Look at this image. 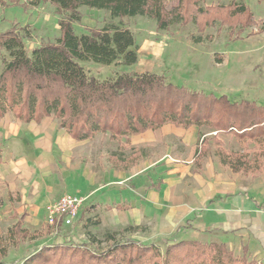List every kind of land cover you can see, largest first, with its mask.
<instances>
[{"label": "trees", "instance_id": "trees-1", "mask_svg": "<svg viewBox=\"0 0 264 264\" xmlns=\"http://www.w3.org/2000/svg\"><path fill=\"white\" fill-rule=\"evenodd\" d=\"M40 1L0 0V7L19 6L26 12ZM42 1L51 4L59 17L54 42L27 51L24 40L31 36L28 25L13 21L0 32V49L7 53V57L0 58V118L11 113L15 119L28 123L51 116L59 128L77 141L108 134L109 140L118 143V151L112 156L119 168H126L128 159L136 157L135 150L128 156L124 153L132 149L131 136L165 124L183 129L197 127V164L211 151L212 144L213 154L232 172L254 174L263 170L264 104L234 102L226 95L189 89L153 71L116 72L98 79L79 63L132 67L137 62L138 45L132 30L120 23L124 17L151 18L161 30L168 29L173 22L193 21L198 31L204 32L218 23L229 27L230 33L236 29V36H240L244 29L261 22L247 6L237 0L226 5L178 0L177 6L170 9L166 8V0ZM81 7L104 10L111 20L119 21H109L100 28L89 27L86 33L77 35L73 24L81 21ZM193 41L202 39L194 37ZM202 129L214 132L213 137L203 134ZM216 133L230 134L238 149H228ZM115 208L128 207L118 204ZM15 218L5 232L0 228V264L7 256L9 244L16 247L43 239L51 230L46 224L39 231H30L24 227V214ZM106 236L112 242L105 250H93L84 244L51 243L20 264H262L245 251L241 256L234 255L222 242L173 240L161 251L154 244L113 241L114 233Z\"/></svg>", "mask_w": 264, "mask_h": 264}, {"label": "crops", "instance_id": "crops-1", "mask_svg": "<svg viewBox=\"0 0 264 264\" xmlns=\"http://www.w3.org/2000/svg\"><path fill=\"white\" fill-rule=\"evenodd\" d=\"M143 41L132 66L138 73L150 71L140 62L142 56L162 52L159 44ZM198 131L197 127L183 129L165 124L133 135L129 141L132 149L124 153L128 156L135 150L136 157L128 159L126 168H119L112 156L118 151V143L109 140L108 134L77 141L51 116L24 123L8 113L0 118V139L5 140V150L12 157L7 160L2 156L0 163V216L2 210L8 209L12 216L39 217L50 202L71 193L83 199L81 206H102L108 213H122L131 224H139L147 212L162 219L185 218L187 229L179 232V240L222 242L234 255L241 256L245 251L264 264V168L254 174L234 173L213 154V145L197 164ZM165 136L193 146V153L187 165L173 168L176 173L171 193L163 197L160 192L156 196L149 190L141 193L150 165L143 147ZM103 138L105 148L101 152ZM134 175L138 176L137 190H133L134 195L124 196L119 179L132 182ZM118 204L128 208L116 209Z\"/></svg>", "mask_w": 264, "mask_h": 264}, {"label": "rangeland", "instance_id": "rangeland-1", "mask_svg": "<svg viewBox=\"0 0 264 264\" xmlns=\"http://www.w3.org/2000/svg\"><path fill=\"white\" fill-rule=\"evenodd\" d=\"M230 1L206 0L204 5H226ZM237 1L247 6L254 18L261 21L255 26L244 29L240 36H236V29L230 33L229 27L220 26L218 23L213 27H207L204 32H199L193 21L187 24L173 22L166 30L157 29L155 21L145 16L124 17L120 23L133 30L138 49L144 39L162 47L159 55L142 56L140 62L144 63L145 69L159 73L167 81L189 89L226 95L230 101L234 102L249 100L261 105L264 103V1ZM20 2L25 1L20 0ZM177 4L178 0H166L167 9ZM80 12L84 24H73L77 35L86 33L89 28L87 25L100 28L109 21H119V19L111 20L104 10H89L81 7ZM58 18L54 7L42 0L36 7L26 12H23L19 6L0 7V32L6 30L13 21L18 22L19 25H28L31 36L24 40V44L26 50L30 51L40 44L54 42L58 36ZM194 37H200L202 41L194 42ZM2 56L7 57V53L0 49V58ZM79 63L89 75L98 79L110 77L116 72L133 70L130 66L101 65L92 61H79ZM202 131L209 137L214 135V132L207 129ZM215 136L222 140L228 149H238L230 134L216 133ZM104 139L100 142L101 152L105 148ZM4 141L0 139L2 156L10 160L12 157L5 150L7 146L4 147ZM143 149L148 153L150 165L145 183L141 187L142 191L139 192L149 190L155 196L157 192H160L162 193L160 197L171 193L176 173L173 168L188 164L194 150L193 146H186L177 137L165 136L153 144L146 145ZM14 150H17V147ZM57 163L60 164L59 161ZM119 180L118 186H121L124 196L135 194L133 190H137V175L133 176L132 182L127 179ZM57 200L58 198L50 202L39 217L25 215L24 227L30 231L41 230L43 225L47 224L49 209ZM2 204L0 201V205ZM15 205L17 207L18 204ZM88 207L81 206L78 217L71 226H61L57 232L51 229L43 239L26 241L16 247L9 244L7 256L2 264H20L40 247L51 243L84 244L93 250H105L112 242L106 236L109 233H114L113 241L154 244L163 251L168 241L179 240V232L187 229L185 218L181 217L162 219L156 217L154 212H147L146 218L139 224H131L127 223L122 213H108L102 206L94 207V209ZM1 213L0 228L5 232L16 218L8 212V209L2 210ZM162 213L160 210L159 215ZM188 226H190L189 223ZM184 233L185 236L188 234V232Z\"/></svg>", "mask_w": 264, "mask_h": 264}, {"label": "built area", "instance_id": "built-area-1", "mask_svg": "<svg viewBox=\"0 0 264 264\" xmlns=\"http://www.w3.org/2000/svg\"><path fill=\"white\" fill-rule=\"evenodd\" d=\"M25 2L32 0H23ZM82 198L76 194L64 193L49 209L47 224L57 232L61 226H71L78 217Z\"/></svg>", "mask_w": 264, "mask_h": 264}]
</instances>
